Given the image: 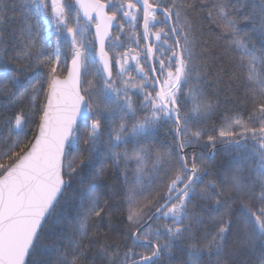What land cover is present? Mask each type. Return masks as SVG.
Segmentation results:
<instances>
[{"label": "snow or ice", "instance_id": "snow-or-ice-1", "mask_svg": "<svg viewBox=\"0 0 264 264\" xmlns=\"http://www.w3.org/2000/svg\"><path fill=\"white\" fill-rule=\"evenodd\" d=\"M17 10L7 41L0 28L4 108L29 100L34 110L41 91L46 103L38 121L24 109L0 115V264H89L93 245L102 264H171L177 253L180 264H264V0H0V26ZM206 21L236 53L230 80H243V107L211 127L219 105L201 85L213 58ZM125 22L142 27L132 42L155 43L118 51L112 29L122 34ZM130 142L131 154L115 151ZM218 144L236 153L223 178L188 151L202 146L212 160ZM109 158L136 163L117 238L120 209L101 194ZM62 211L71 235L49 236Z\"/></svg>", "mask_w": 264, "mask_h": 264}, {"label": "trees", "instance_id": "trees-1", "mask_svg": "<svg viewBox=\"0 0 264 264\" xmlns=\"http://www.w3.org/2000/svg\"><path fill=\"white\" fill-rule=\"evenodd\" d=\"M20 2L21 0H16V3L18 5ZM14 15L16 18L12 19ZM8 17H9L8 21L2 26H0V28L3 29L2 35L5 41H7L11 37L13 29L17 28L19 25L18 10L16 13H13L11 11L8 12ZM197 22L199 23V18L197 19ZM210 27H211L210 22L207 21L203 22L202 25V30L204 32L203 40L206 41L209 47L212 49L213 58L208 59L209 66L206 69L202 68V76H204L205 78L201 80V85L205 89V94L207 98L212 99L213 102H218L219 106L217 107L215 114L211 115L210 119L206 122L209 127L213 125H219L221 123V117L226 112H229L234 108L236 110H240L243 107L242 104L238 103L239 100L243 99V80L242 79L235 80L234 77L232 80H230L229 78L232 75V73L236 71L235 69L236 53L225 51L223 42L215 40V32H210L208 30ZM52 31L54 33V29ZM141 31H142V27L138 28L134 33L126 22H125L124 32L122 34L118 33L116 27L112 31L113 37L119 34L120 39L124 41V47L118 49V51H126L128 48H132L134 52L135 51L143 52V50L145 49L143 40H141L140 43L137 45L136 43L132 42L129 39L130 36H132L133 34L138 35L139 32ZM50 40L53 42L55 41L54 34L51 35ZM251 40L253 43H255L256 47L259 49L260 37L258 35L253 34L251 35ZM149 43H155L154 38L152 41H149ZM51 50L52 49L49 48V51ZM62 51L68 52V48L65 47L62 49ZM200 51L201 49L197 48V52L199 53ZM216 56H222L223 59L217 60L214 58ZM202 59L203 57H201V60ZM69 62H70V58H69ZM141 62L144 63V60L142 59ZM145 67L147 68V64H145ZM44 71H47V69H44ZM217 74L220 75L219 82L217 81ZM64 75H66V71L61 74V78H63ZM46 87L47 85L45 84V88ZM45 102L46 100L44 97V92L41 91L35 102L34 110L32 108V102L29 100H24L21 103H13L10 105L9 109H5L4 106L8 105L9 101L3 93H0V115H3L6 111L8 115H11L12 112L14 111L24 109L25 112L29 113V115L34 121H38L40 116V109L45 104ZM190 106H191L190 104L187 105V107ZM32 127L34 128L35 124H33ZM167 130H168L167 126L160 129V139H164ZM168 139L171 140V137H168ZM133 147H134V142L121 144L118 149H115V151H119L121 153L127 151L129 154H131ZM101 151H107V149L102 147ZM188 151L190 153L192 151H195L197 156H203L213 176H219L223 178L225 174L229 173L232 169H234L237 166L236 153L227 150L224 145H220V144L217 145L215 149V156L214 159L212 160L208 159L209 149L204 148L202 146H197L194 149H189ZM96 166L99 167V164H97ZM150 168H151V163L148 162L146 164V171ZM87 171L88 170H86V173ZM245 175H247V171L245 172ZM101 182L105 186L101 194L104 196L105 199H107L109 195H112L116 202V206H118L120 209V211L117 212V214L112 218V223L117 229V231L113 233L112 238H117L124 231V226L122 224V221L124 220V217L126 216L128 210V203L125 197L130 192L131 189L136 187L135 161L121 160L117 165L114 158H109L106 161L105 176L102 178ZM108 185L115 186V193L109 191L107 187ZM159 188H160V181H157L152 186V190L156 191L159 190ZM69 195H71V192L69 193ZM67 207H72L71 199H69ZM74 223L75 220L72 219L70 216H68L67 212L62 211L58 219L54 220L51 223L49 227V236L59 235L61 233L71 235ZM101 231L104 232L107 231V229H102ZM45 243H48L47 239L45 240ZM83 243L87 245L88 240L85 239ZM96 250H97L96 245H93L90 250H87V257L89 260V264H102L101 259L99 257H95ZM42 258L49 261L55 260L54 255H48V254L44 255ZM167 259L168 258H165V261ZM181 259L183 258L180 256L179 253L174 254L171 264H180ZM162 264H164V261H162Z\"/></svg>", "mask_w": 264, "mask_h": 264}, {"label": "water", "instance_id": "water-1", "mask_svg": "<svg viewBox=\"0 0 264 264\" xmlns=\"http://www.w3.org/2000/svg\"><path fill=\"white\" fill-rule=\"evenodd\" d=\"M115 28V23H114V25H113V29ZM112 29V30H113ZM92 31H93V33H94V28L92 29ZM143 42H144V46H145V48H146V46L149 44V42H148V40H143ZM69 65H70V62H69ZM46 103V102H45Z\"/></svg>", "mask_w": 264, "mask_h": 264}, {"label": "flooded vegetation", "instance_id": "flooded-vegetation-1", "mask_svg": "<svg viewBox=\"0 0 264 264\" xmlns=\"http://www.w3.org/2000/svg\"><path fill=\"white\" fill-rule=\"evenodd\" d=\"M106 0H102V2H105Z\"/></svg>", "mask_w": 264, "mask_h": 264}]
</instances>
